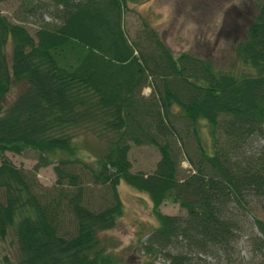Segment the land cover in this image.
<instances>
[{"label": "trees", "instance_id": "16d2710c", "mask_svg": "<svg viewBox=\"0 0 264 264\" xmlns=\"http://www.w3.org/2000/svg\"><path fill=\"white\" fill-rule=\"evenodd\" d=\"M126 1L18 0L20 20L37 16L32 34L0 12V241L11 232L17 250L6 264L129 263L98 236L120 215L119 180L149 199L156 225L139 243L149 259L185 264L192 250H227L236 213L252 215L264 243L252 210L264 209V0L232 44L238 67L226 69L173 54L145 20L129 37ZM129 143L156 149L149 171L129 170ZM4 151H31L32 169ZM180 157L188 168L178 177ZM47 164L54 180L37 185ZM88 185L106 196L101 205L84 197ZM164 201L184 213L161 212Z\"/></svg>", "mask_w": 264, "mask_h": 264}, {"label": "rangeland", "instance_id": "374dc122", "mask_svg": "<svg viewBox=\"0 0 264 264\" xmlns=\"http://www.w3.org/2000/svg\"><path fill=\"white\" fill-rule=\"evenodd\" d=\"M259 0H127L122 15V27L131 37L133 31L139 27L140 21L145 20L152 26L168 49L177 54L187 51L193 54L208 57L216 67L221 69L238 67L233 60L232 44L241 35V27L245 19L255 9ZM0 12L11 21H19L32 34L35 29L36 17L28 16L21 19L22 10L18 7V0H3L0 2ZM44 19H52L49 11L43 14ZM16 86L10 88L6 99H9ZM143 94L148 92V87L143 86ZM202 142L208 143L206 126L198 131ZM219 138V136H217ZM188 142L191 138L181 136ZM87 141L92 142L91 137ZM185 142V141H184ZM186 143V142H185ZM258 143L255 138L252 146ZM3 155L15 166L31 170L35 162L31 151L16 154L4 151ZM158 157L156 149L148 144L134 145L129 143L127 158L130 171L147 172L153 167ZM52 165L38 167L34 171V181L37 185L49 187L54 180ZM188 168V163L183 157L178 162V177ZM121 211L116 224L98 233L100 242L105 248L121 257L125 264H165L162 255L154 256L153 260L141 253L139 243L145 233L156 225L150 213V202L144 192L137 191L122 180L116 185ZM84 197L88 198L93 206L101 205L99 197L106 196L95 187L87 186ZM255 204H252L254 206ZM159 210L167 214H183L184 210L176 203L164 201ZM255 217L264 221V209L258 205L252 207ZM243 213V212H242ZM252 215L236 213L237 228L234 238L227 250L208 247L203 251L187 253L188 260L185 264H264V243L260 244L257 236L260 233L253 223ZM10 231V230H9ZM181 244V243H180ZM17 256L14 238L11 232L7 233L4 241H0V264H6L3 257L13 261ZM145 260H148L146 262Z\"/></svg>", "mask_w": 264, "mask_h": 264}]
</instances>
